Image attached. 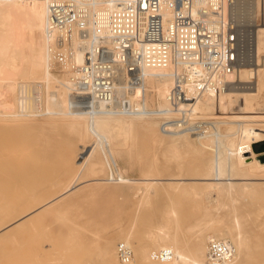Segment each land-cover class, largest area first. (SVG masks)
Masks as SVG:
<instances>
[{
  "label": "bare ground",
  "instance_id": "bare-ground-1",
  "mask_svg": "<svg viewBox=\"0 0 264 264\" xmlns=\"http://www.w3.org/2000/svg\"><path fill=\"white\" fill-rule=\"evenodd\" d=\"M261 1L237 0L232 8L231 0H196L214 25L234 14L243 42L238 86L219 95L190 86L195 112L212 119V130L197 131L161 127L172 66L122 71L117 96L128 108L91 102L75 93L57 61L60 47L47 26L50 0H0V241L54 206L103 188V218L130 220L101 236V264H264V159L252 147L264 139V23L254 22ZM89 4L104 17L112 8ZM77 39L74 60L81 62ZM14 125L19 130L9 129ZM16 148L21 162L11 168ZM61 238L88 241L82 231ZM213 239L233 245L230 258L209 262ZM120 243L132 249L130 263L120 261ZM163 249L169 258L153 257Z\"/></svg>",
  "mask_w": 264,
  "mask_h": 264
},
{
  "label": "built area",
  "instance_id": "built-area-1",
  "mask_svg": "<svg viewBox=\"0 0 264 264\" xmlns=\"http://www.w3.org/2000/svg\"><path fill=\"white\" fill-rule=\"evenodd\" d=\"M91 1L110 2L112 8L104 17L91 8ZM195 4L196 0H50L47 26L60 47L57 61L68 71L76 94L86 95L91 102L128 108L129 101L117 96L122 71L131 75L143 67L172 66L170 108L159 112L162 129L212 130V119L195 112L196 97L188 91L192 86L197 93L219 95L238 86L235 74L243 61V42L234 14L223 25H214L206 20L205 9ZM231 4L233 8L237 0ZM256 22L264 23V0ZM75 37L83 50L81 62L74 60ZM233 252L231 243L213 239L208 260L220 263ZM170 256L167 249L153 253L156 259ZM118 257L130 263L133 251L120 243Z\"/></svg>",
  "mask_w": 264,
  "mask_h": 264
},
{
  "label": "rangeland",
  "instance_id": "rangeland-1",
  "mask_svg": "<svg viewBox=\"0 0 264 264\" xmlns=\"http://www.w3.org/2000/svg\"><path fill=\"white\" fill-rule=\"evenodd\" d=\"M254 22L256 21L254 20ZM9 129L19 130L15 125L10 126ZM54 136L58 140L64 139V136L58 132H54ZM35 147L36 142L33 140V151ZM252 147L258 158L264 159V139L253 142ZM16 151L20 152L16 148L11 153V155L13 154L12 158H14L10 162L11 168L20 166V154ZM245 154L250 155L251 153L247 152ZM85 156L86 153H81L77 161H82ZM130 171L129 169V176H139V171L136 169H132L133 172ZM115 181L123 182L122 180ZM133 188L135 187L133 186ZM128 189L129 187L126 186L123 193L127 194ZM105 191L103 188L96 190V192L92 190L84 191L79 196L61 205L54 206L35 224L32 222L23 226V229L21 228L18 231L15 238L0 241V264H80L85 258H89L91 264L93 262L101 264L99 260H96L98 258L97 247L101 236L106 232H114L117 226H126L125 224L130 220L126 214L103 218L101 198L104 196ZM86 195L89 197H86ZM85 199L87 200L86 204H84ZM141 216H143L142 213ZM141 218L138 219L141 220ZM67 231L70 234L82 231L88 237V241L61 238V235L63 236ZM84 264H89V261L84 262Z\"/></svg>",
  "mask_w": 264,
  "mask_h": 264
}]
</instances>
